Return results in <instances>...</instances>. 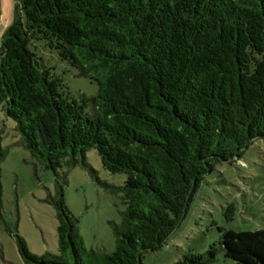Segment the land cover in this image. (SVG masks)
<instances>
[{
    "label": "trees",
    "instance_id": "obj_1",
    "mask_svg": "<svg viewBox=\"0 0 264 264\" xmlns=\"http://www.w3.org/2000/svg\"><path fill=\"white\" fill-rule=\"evenodd\" d=\"M37 41L96 81L98 93L74 99ZM0 110L58 177L49 201L59 253H32L16 232L23 264H144L205 175L264 138V0H15L1 36ZM90 149L108 171L127 176L123 221L112 223L115 249L102 261L87 257L58 172ZM234 212L230 204L226 217ZM220 231L219 247L172 264H212L220 249L237 264H264V229Z\"/></svg>",
    "mask_w": 264,
    "mask_h": 264
},
{
    "label": "rangeland",
    "instance_id": "obj_2",
    "mask_svg": "<svg viewBox=\"0 0 264 264\" xmlns=\"http://www.w3.org/2000/svg\"><path fill=\"white\" fill-rule=\"evenodd\" d=\"M1 1L0 32L13 21L15 3ZM35 46L46 65L63 79L74 99L79 101L83 96L98 93L96 81L78 75L75 67L43 41L35 42ZM0 135L2 146L8 152L1 164L0 264H23L16 232L26 240L32 253L58 254L57 213L49 201L51 196H57V174L32 157L16 129V122L1 110ZM78 158V164H65L58 172L61 180L65 177V201L79 219L87 257L102 261L103 254L115 249L112 223L123 221L122 213L127 206L120 187L127 176L108 171L96 149L86 152L85 161L82 154ZM230 204L234 205L235 212L227 218L225 212ZM220 228L236 232L264 229V138L255 140L233 162L218 163L205 175L175 231L162 248L145 253L143 263L172 264L186 253H204L214 243L219 247ZM212 264L237 263L220 249Z\"/></svg>",
    "mask_w": 264,
    "mask_h": 264
},
{
    "label": "crops",
    "instance_id": "obj_3",
    "mask_svg": "<svg viewBox=\"0 0 264 264\" xmlns=\"http://www.w3.org/2000/svg\"><path fill=\"white\" fill-rule=\"evenodd\" d=\"M0 2H2L1 0H0ZM14 2H15V0H14ZM14 5H15V3H14ZM14 13V12H13ZM3 20H4V17H3ZM12 23V22H11ZM10 23V24H11ZM7 26H9V25H7ZM7 27H3L2 28V30H1V32H0V35L2 36V34H3V32H4V30L6 29Z\"/></svg>",
    "mask_w": 264,
    "mask_h": 264
}]
</instances>
